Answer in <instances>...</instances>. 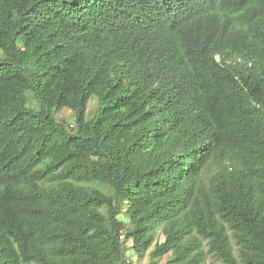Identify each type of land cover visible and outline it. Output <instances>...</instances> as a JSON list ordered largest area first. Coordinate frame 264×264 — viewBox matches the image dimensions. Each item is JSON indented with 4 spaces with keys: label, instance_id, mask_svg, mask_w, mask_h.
<instances>
[{
    "label": "trees",
    "instance_id": "obj_1",
    "mask_svg": "<svg viewBox=\"0 0 264 264\" xmlns=\"http://www.w3.org/2000/svg\"><path fill=\"white\" fill-rule=\"evenodd\" d=\"M129 241L264 264V0H0V264Z\"/></svg>",
    "mask_w": 264,
    "mask_h": 264
},
{
    "label": "rangeland",
    "instance_id": "obj_2",
    "mask_svg": "<svg viewBox=\"0 0 264 264\" xmlns=\"http://www.w3.org/2000/svg\"><path fill=\"white\" fill-rule=\"evenodd\" d=\"M27 97L30 98L31 104L35 105L34 100L31 98V93L27 92ZM96 107V99L94 96H91L88 101V108H87V115L88 117L92 116L94 113ZM57 118L59 120H62L66 125L70 126L74 122V113L72 110L64 107L62 108L58 113H57ZM163 235L161 234L160 229L157 230V241H162L163 240ZM126 246L128 247L127 253H126V259L129 260V264H148L150 258H149V250L142 256H138L135 254L131 248V241L127 242ZM152 249V247H151ZM168 258V255H164L158 264H164ZM217 264H221L217 262Z\"/></svg>",
    "mask_w": 264,
    "mask_h": 264
}]
</instances>
